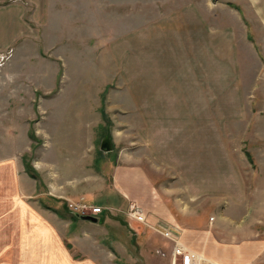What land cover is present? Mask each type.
Here are the masks:
<instances>
[{"label":"crops","instance_id":"1","mask_svg":"<svg viewBox=\"0 0 264 264\" xmlns=\"http://www.w3.org/2000/svg\"><path fill=\"white\" fill-rule=\"evenodd\" d=\"M210 2L187 3L106 42L100 53L114 69L93 123L114 125L116 140L132 145L99 152L101 179H85L79 191L86 199L113 192L107 200L117 205L98 204L112 208L91 215L98 222L138 206L143 221L127 226L147 230L168 255L172 242L154 228L171 229L212 264H259L264 234L252 224L258 213L249 223L246 216L264 205V82L255 79L264 74V0ZM49 23L50 0H0V52L25 51ZM20 208L12 228H0V264H67L63 238L76 233L63 229V216L54 215L62 229H44V213Z\"/></svg>","mask_w":264,"mask_h":264},{"label":"rangeland","instance_id":"2","mask_svg":"<svg viewBox=\"0 0 264 264\" xmlns=\"http://www.w3.org/2000/svg\"><path fill=\"white\" fill-rule=\"evenodd\" d=\"M187 3L203 7L211 2L50 0V23L42 29L40 40L25 45L23 52L18 49L13 57L12 49L0 52L5 56L0 60V228H12V218L21 211V204L27 203L28 208L46 215L44 229H62V223L54 219L58 214L63 216L67 234L76 233L72 238H63L70 252L67 264L169 261L170 247L162 246L160 241L154 246L147 230L136 225L134 233L127 226L135 220L128 217L127 210L123 212L125 219L112 215L105 222L81 223L69 207L80 200L93 206L117 205L107 200L111 190L92 199L80 195L83 193L79 190L85 179L93 183L101 179L98 158L99 152L105 151L100 144L106 135L109 134L110 152L111 143L114 152L132 145L116 140L114 125L93 123L95 115L102 113V92L114 69L109 57L100 52L108 40L120 33L126 35L134 27L144 26ZM255 79L257 84L264 82V74ZM111 117H116L115 112ZM26 165L37 179L26 172ZM108 169L111 171V167ZM169 178L171 174L164 171L162 181ZM249 207L246 222L252 219L254 209L259 218L252 224L264 234V205ZM34 210H28V214ZM27 223L30 229L36 227H32L35 221L29 219ZM158 247L163 255L155 252Z\"/></svg>","mask_w":264,"mask_h":264},{"label":"built area","instance_id":"3","mask_svg":"<svg viewBox=\"0 0 264 264\" xmlns=\"http://www.w3.org/2000/svg\"><path fill=\"white\" fill-rule=\"evenodd\" d=\"M4 57V55H0V60ZM69 210L72 213H78L82 215H98L102 213V211L108 209L101 206H93L92 204L80 200L78 202L71 203V207H69ZM127 215L131 219H135L140 222L143 221L140 208L134 204H130L127 208ZM154 229L158 231L159 234H161L164 238L172 242L170 259L166 264H212L198 253L184 248V246H182V244L180 243L178 236L171 229ZM160 251L161 250H158L157 252L163 255L164 252Z\"/></svg>","mask_w":264,"mask_h":264},{"label":"water","instance_id":"4","mask_svg":"<svg viewBox=\"0 0 264 264\" xmlns=\"http://www.w3.org/2000/svg\"><path fill=\"white\" fill-rule=\"evenodd\" d=\"M100 148L102 150H105V151H108L110 149V144H109V140H108L107 136L102 140V142L100 144ZM73 214L82 220H87L90 222H97V218L93 217L91 215H82V214H78V213H73Z\"/></svg>","mask_w":264,"mask_h":264},{"label":"trees","instance_id":"5","mask_svg":"<svg viewBox=\"0 0 264 264\" xmlns=\"http://www.w3.org/2000/svg\"><path fill=\"white\" fill-rule=\"evenodd\" d=\"M33 137V136H32ZM26 172L33 178L37 179V175L33 172L32 168L28 165L25 166Z\"/></svg>","mask_w":264,"mask_h":264}]
</instances>
